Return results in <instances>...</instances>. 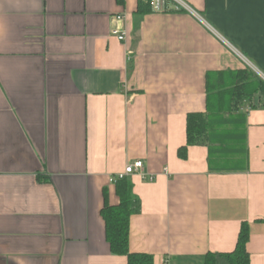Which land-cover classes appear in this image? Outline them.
Returning <instances> with one entry per match:
<instances>
[{
	"label": "crops",
	"instance_id": "obj_1",
	"mask_svg": "<svg viewBox=\"0 0 264 264\" xmlns=\"http://www.w3.org/2000/svg\"><path fill=\"white\" fill-rule=\"evenodd\" d=\"M142 1L150 13L139 0H0V264H128L102 210L137 161L131 252L204 264L247 222L251 264H264V98L243 109L247 170H213L206 146L178 156L219 74L263 80L264 0Z\"/></svg>",
	"mask_w": 264,
	"mask_h": 264
},
{
	"label": "trees",
	"instance_id": "obj_2",
	"mask_svg": "<svg viewBox=\"0 0 264 264\" xmlns=\"http://www.w3.org/2000/svg\"><path fill=\"white\" fill-rule=\"evenodd\" d=\"M124 3L125 0H118ZM150 4L139 0L138 13H150ZM264 80L246 69L227 76L218 75L216 85H208L207 113H192L187 118V145L180 148L178 156L188 159L190 147L206 146L212 169L218 172H237L248 169V148L246 146V114L243 109L262 107ZM258 100V101H257ZM258 102V105L256 103ZM47 181L45 175L38 176V182ZM119 203L111 206L107 199L102 210L106 224L107 241L111 253L126 257L128 264H154V257L133 253L130 249L131 219L137 212L132 183L126 178L115 183ZM251 226L243 223L236 248L228 253H209L204 264H251L248 244Z\"/></svg>",
	"mask_w": 264,
	"mask_h": 264
},
{
	"label": "built area",
	"instance_id": "obj_3",
	"mask_svg": "<svg viewBox=\"0 0 264 264\" xmlns=\"http://www.w3.org/2000/svg\"><path fill=\"white\" fill-rule=\"evenodd\" d=\"M158 3H162L164 0H156ZM119 21L122 20L121 17L118 18ZM112 34L117 37V39L120 42H124L127 38V33L120 30V29H115ZM132 55V53H130V56ZM264 80V78H263ZM144 170V163L142 161H137L134 162L133 164H131L130 166H128L125 170L124 173H122L120 176H118L117 178H114L112 180L113 183H116L117 180H121V179H126L129 176H132L134 174H141Z\"/></svg>",
	"mask_w": 264,
	"mask_h": 264
}]
</instances>
